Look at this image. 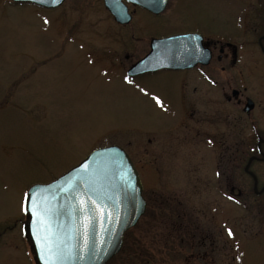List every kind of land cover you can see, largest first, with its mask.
Wrapping results in <instances>:
<instances>
[{
    "label": "rangeland",
    "instance_id": "1",
    "mask_svg": "<svg viewBox=\"0 0 264 264\" xmlns=\"http://www.w3.org/2000/svg\"><path fill=\"white\" fill-rule=\"evenodd\" d=\"M220 8L217 0H191L188 7L158 19L159 25L142 11L131 24L119 25L104 0H67L56 9L0 0V264H36L23 231L29 188L54 180L94 149L112 144L130 155L155 217L140 218L106 264H143L149 259L153 264H187L188 254H163V221L153 201L178 196L195 201L198 208L202 201L228 204L233 235L228 232L227 250L214 254L215 264H243L242 224L251 230L245 242L255 239L251 234L257 230L264 234L263 223L241 208V197L252 193V179L244 172L256 145L250 121L237 105H222L227 106L228 153L220 157L187 136L210 125L184 128L173 122L177 109L166 104L175 98L173 88L156 81L155 88L143 90L125 74L148 50V39L163 31L205 28L237 34V11L228 5ZM146 22H151L149 27ZM245 64L239 61L228 69L231 88L241 87ZM245 81L252 87L264 85L261 74L254 72ZM252 169L264 182V163ZM246 253L248 264H264L259 247L249 245Z\"/></svg>",
    "mask_w": 264,
    "mask_h": 264
},
{
    "label": "flooded vegetation",
    "instance_id": "2",
    "mask_svg": "<svg viewBox=\"0 0 264 264\" xmlns=\"http://www.w3.org/2000/svg\"><path fill=\"white\" fill-rule=\"evenodd\" d=\"M190 1L167 0L164 10L157 14L134 3L126 2L129 13L132 15V20L128 24H120L114 15L109 13L117 24L129 25L137 13L142 11L159 25L158 19L167 17L173 11L188 7ZM209 1L212 4L213 0ZM217 2L221 7L220 9L224 5H228L235 8V14L237 11V34L231 32L229 34L225 29L213 32L212 29L205 28L163 31L148 39V50L138 59L139 61L150 52L153 39L195 34L194 42L201 44L205 50H209L211 53L210 61L207 64L198 63L192 68L162 69L136 76L128 75V70L136 61L126 70L125 74L127 79L131 81L130 83L143 90L155 88L154 83L156 81L160 82V86L164 84L168 89L173 88L174 93L172 94L175 98L166 103L169 107L177 109L178 113L173 122L184 128L189 127L188 125L191 123H196L201 127L210 125L211 128L206 131L200 130L195 131L193 135H186L189 140L198 138L196 140L199 142L197 146L211 147L220 157H225L228 153L227 136L224 131L228 114L225 109L230 104L238 106L240 113L250 121L252 142L256 141L255 147H251L250 154L247 152L249 159L244 167L245 174L252 179L251 187H249L252 193L249 194V198L241 197V208L248 211L249 216L254 221L258 220L263 223L264 232V182L257 175V171L252 169L255 163H264V85H260L259 82L258 87H252L245 81L247 75H252V72L261 74V77L264 78V71H261V68L264 67V0H217ZM150 23L146 22L145 26L149 27ZM239 61L241 64L244 62H248V64L242 65L241 87L231 88L227 72ZM242 129L240 119V154ZM148 141L150 143L151 139ZM176 146L177 151L180 152L182 150L180 139L177 140ZM144 153L150 154L148 149ZM242 153L245 155L246 150H242ZM241 189H243L242 186ZM243 195L244 193L241 191V196ZM145 201L146 208L142 217L147 215L150 221L155 217V210L152 208L149 199L145 198ZM153 201L159 205L160 217L163 221L164 229L160 230V233L162 232L164 235H159L163 243L161 246L164 251L163 254L178 253L177 258H180L182 253L188 254L185 261L187 264H215L216 257L214 254H223L227 250L229 246V220L228 204L224 201L221 203L216 201L213 205L202 201L200 208L195 201L191 202V199L179 196L175 198L161 197ZM243 217L245 215H242L241 219ZM242 227L241 252H243V264H248L246 250L249 245L256 249L259 247L264 255V234L257 230L251 234L255 239L245 242L246 234L251 233V230H248L250 225L243 223ZM146 238L149 239L148 247L151 248L152 240L149 235ZM143 264H153V262L149 259ZM159 264L166 263L164 261Z\"/></svg>",
    "mask_w": 264,
    "mask_h": 264
},
{
    "label": "water",
    "instance_id": "3",
    "mask_svg": "<svg viewBox=\"0 0 264 264\" xmlns=\"http://www.w3.org/2000/svg\"><path fill=\"white\" fill-rule=\"evenodd\" d=\"M12 1L55 9L66 0ZM126 2L156 14L167 4V0H104L105 7L120 24L132 20ZM195 37V34H186L153 39L150 52L128 70V75L207 64L211 53L196 44ZM143 190L131 157L117 145L97 148L56 179L31 186L27 195L51 210L47 217L46 246L44 240L38 243L33 235L36 218L31 211L25 212L23 231L36 264H49L50 261L54 264H106L123 247L125 233L144 215Z\"/></svg>",
    "mask_w": 264,
    "mask_h": 264
},
{
    "label": "snow or ice",
    "instance_id": "4",
    "mask_svg": "<svg viewBox=\"0 0 264 264\" xmlns=\"http://www.w3.org/2000/svg\"><path fill=\"white\" fill-rule=\"evenodd\" d=\"M157 103H160L161 106H163L162 102L160 101V98L157 97ZM85 202L82 200L81 204H84ZM24 211L28 212L31 211V214L36 219L33 221V235L37 237L38 243L41 240H44L45 246L48 243L47 238V228H48V221L47 217L50 215V209L44 207L42 203H38L36 199L30 198V196L26 195L25 202H24ZM106 211V210H105ZM42 227L43 231L38 232L37 229ZM229 235H233L231 229L228 230ZM49 252H51V249H49ZM44 258L43 256L41 257ZM49 264H54V262H49Z\"/></svg>",
    "mask_w": 264,
    "mask_h": 264
}]
</instances>
